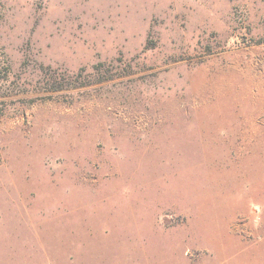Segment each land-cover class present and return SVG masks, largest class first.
Returning a JSON list of instances; mask_svg holds the SVG:
<instances>
[{
    "label": "rangeland",
    "instance_id": "rangeland-1",
    "mask_svg": "<svg viewBox=\"0 0 264 264\" xmlns=\"http://www.w3.org/2000/svg\"><path fill=\"white\" fill-rule=\"evenodd\" d=\"M70 263L264 264V0H0V264Z\"/></svg>",
    "mask_w": 264,
    "mask_h": 264
},
{
    "label": "trees",
    "instance_id": "trees-1",
    "mask_svg": "<svg viewBox=\"0 0 264 264\" xmlns=\"http://www.w3.org/2000/svg\"><path fill=\"white\" fill-rule=\"evenodd\" d=\"M63 87L60 83L54 86V89L59 90Z\"/></svg>",
    "mask_w": 264,
    "mask_h": 264
},
{
    "label": "crops",
    "instance_id": "crops-1",
    "mask_svg": "<svg viewBox=\"0 0 264 264\" xmlns=\"http://www.w3.org/2000/svg\"><path fill=\"white\" fill-rule=\"evenodd\" d=\"M76 255V254H75ZM71 264V263H70Z\"/></svg>",
    "mask_w": 264,
    "mask_h": 264
}]
</instances>
